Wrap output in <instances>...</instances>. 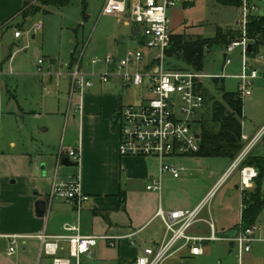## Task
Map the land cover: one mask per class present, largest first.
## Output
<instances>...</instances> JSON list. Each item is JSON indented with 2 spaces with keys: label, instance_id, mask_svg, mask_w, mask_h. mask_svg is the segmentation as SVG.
Here are the masks:
<instances>
[{
  "label": "crops",
  "instance_id": "crops-1",
  "mask_svg": "<svg viewBox=\"0 0 264 264\" xmlns=\"http://www.w3.org/2000/svg\"><path fill=\"white\" fill-rule=\"evenodd\" d=\"M79 1L84 9L83 18L87 21L86 24H90L93 20L92 15L86 13L87 9L93 11L89 1H102L99 20L104 21L105 24L99 30H93L86 34L87 41H85V33L79 35L80 27L74 30L73 39L69 40L71 48L67 53V58H57L54 55L42 57L59 72L71 70L81 56L86 64L91 59L99 57H122L129 49L137 46L143 35L142 27L132 22L129 17L105 16L103 8L106 0ZM199 1L201 0L197 2ZM25 2L26 0H0V46L3 44L6 30L11 27L14 21H23L24 25L33 20L24 21L22 17ZM197 2L177 6L173 9L172 15L175 23L172 26L173 35L177 34L176 30L178 29L181 30L178 32L180 35L181 33L185 34L188 24L184 19V9L194 7ZM252 2L257 4L261 9V14H264V0H252ZM54 9L56 8H45V14L53 13ZM237 10L240 12V8ZM39 24L42 26L40 31L35 28ZM23 25H18L14 32L16 40L23 37ZM43 29L41 21L33 26L36 33L42 32ZM16 32L22 33V36L16 38ZM35 38L36 35L32 37V39ZM25 47L27 46H22L21 49L23 50ZM12 51L13 49L10 57L3 55L0 58V71L4 73H13L12 64L15 53L12 54ZM39 60L36 67H38ZM4 76H1L0 80ZM54 80L61 85L65 84L69 101V107L65 113L66 121L72 117L73 128L76 133L78 132L77 138L70 140L66 147L63 142L56 159L54 157L43 161L41 159L39 165L32 161L29 154L20 158L15 157L14 154L4 155L0 140V264H53V258L43 253L42 241L38 236L42 234L47 236L75 234L67 233L66 226L79 227V234L85 237H120L140 231L139 245L142 248H156L161 244L166 233L164 222L157 217L159 210L165 213L192 212L213 191L216 193L210 204L203 209L199 221L190 228L188 234L193 237L208 238L214 233L221 240L206 242L203 245L204 254H211L210 250L206 251L211 244L221 243L222 254L233 256L230 258L229 264H264V243H254L251 251L242 256L235 245H231L232 240L241 231L243 212L239 168L226 179L229 181L234 173L239 171L238 182L234 185L235 191L239 193L235 194V206H232L228 200L220 203L217 201L220 187L226 183V181L221 183V179L234 162L213 185L207 186V190L195 197H191V194L188 193V188L193 185L192 172L195 167H190L188 172L178 180L169 175L165 176L160 193L147 191L149 180L158 176V164L151 159L120 156L119 130L114 125V118L122 107L121 99L114 94L104 92V86L97 82L96 88L94 86L85 98L84 111L80 115L77 111V99L74 98L70 103L71 79L68 77L58 80L50 78L48 83L52 84ZM123 88L126 93L125 87ZM71 112H73L72 116ZM263 127L258 129L253 137L245 143L241 153L249 148L247 156L253 154L251 149L262 134ZM43 131L46 132L47 129L43 128ZM12 146L15 147V144ZM69 149L81 151V159L77 165L71 159L68 164L72 165L67 163L63 165V159L68 157H64L60 162L61 152ZM202 159L204 158L188 159L184 162L193 161L194 165H197ZM44 161L46 165L40 170V164ZM53 166H56L53 174L52 171L44 172L47 167L48 169L50 167L51 170ZM60 167L65 170H61ZM76 175H80L83 192L89 197L80 212L64 200H49L55 181H68ZM121 194L125 195L124 201ZM40 200L47 202V211L44 217L37 215L36 203ZM206 209L209 210L206 212ZM256 225L264 229V210ZM14 237L18 238V249L16 254L9 256L8 250ZM61 245L64 250L59 253V257L71 259V264H76V260L70 257L69 244L63 242ZM109 249L106 242L100 241L90 257H82L83 264L107 263L108 258L103 254H116L117 264H134L138 254V248L126 240L118 242L114 250ZM176 255H180L182 258L203 256H191L188 250H183Z\"/></svg>",
  "mask_w": 264,
  "mask_h": 264
},
{
  "label": "built area",
  "instance_id": "built-area-1",
  "mask_svg": "<svg viewBox=\"0 0 264 264\" xmlns=\"http://www.w3.org/2000/svg\"><path fill=\"white\" fill-rule=\"evenodd\" d=\"M198 0H106L103 8L105 16L129 17L142 27V38L136 47L129 49L124 56H108L91 59L84 63L82 56L71 70L52 73V65L41 59L38 62L37 75L42 77H68L71 79L70 103L77 99V111L80 115L84 111V101L91 89L98 82L102 86L108 85L118 78L127 85L146 89L148 98L134 105L122 106L114 118V125L119 130V154L122 157L151 159L157 162L159 173L149 180L147 191L160 193L163 179L169 175L175 180L181 179L188 168L184 160H197L200 150V134L196 132L198 115L205 107V97L202 88L204 75L189 70L167 69V51L171 46L173 35L169 11L177 6H185ZM242 19L239 22L243 34L242 40L236 41L226 49L225 65H231V54L237 47L243 48L244 68L238 79L241 82L239 93L242 98L252 95L251 87L256 79L264 73L251 69L246 62L249 55L247 27L252 16L261 15V9L252 0H241ZM42 29L41 24L35 26ZM22 33L16 32L20 38ZM262 58V57H261ZM11 73L0 71V77ZM128 88V89H129ZM48 88L46 87V90ZM126 90V92L128 91ZM48 93L50 90L48 89ZM180 112L186 116L185 120L177 118ZM244 150L234 161L228 172L222 177L221 183L231 175L249 153ZM64 157L73 160L76 165L81 159V151L69 149L61 152L60 162ZM259 174L252 167L240 169V190L243 194L251 190ZM216 191L203 200L192 212L165 213L159 210L157 217L164 222L166 233L163 241L156 248H142L140 231L125 236H92L85 237L79 234V227L66 226L67 233L59 236L42 234L38 238L42 241V251L53 258V264H71V259L59 257L64 250L61 243L69 244L70 257L76 264H83L82 257H90L100 241L108 247L115 248L118 242L126 240L136 246L138 254L134 264H163L168 258L183 250H188L191 256L204 254L203 245L206 242L220 241L214 233L208 238L193 237L188 234L190 228L199 221L203 209L207 207ZM64 200L78 212L89 197L84 194L80 175L68 181H55L50 192L49 200ZM17 237L13 238L8 255L13 256L18 249ZM240 256L248 253L254 243H264V229L253 225L241 230L232 240Z\"/></svg>",
  "mask_w": 264,
  "mask_h": 264
},
{
  "label": "rangeland",
  "instance_id": "rangeland-1",
  "mask_svg": "<svg viewBox=\"0 0 264 264\" xmlns=\"http://www.w3.org/2000/svg\"><path fill=\"white\" fill-rule=\"evenodd\" d=\"M89 2L93 10L87 9L86 12L87 15H92L93 20L90 24H86L87 21L83 18L84 9L81 1L73 0L67 7L54 9L51 14H45V9H43V13L38 14L24 25L23 21L16 20L6 30L3 44L0 46V58L3 55L10 57L12 49V54H15L12 64L13 73L0 80V140L4 155L14 154L15 157L20 158L29 154L32 161L39 165L41 159L42 161L52 157L56 159L62 143L64 142L66 147L70 140L77 138L78 132L76 133L73 128L72 117L66 121L65 113L68 110L69 101L65 84L61 85L56 80L49 84L50 77L37 75L36 65L44 55L67 58V53L71 48L69 40L73 39L74 30L79 27V35L85 33V41H87L86 34L104 26V21L99 20L102 1ZM173 9L169 11L172 26L175 25ZM184 10V19L188 25L185 34L181 33V35H186L191 39H215L219 30H241L239 26L242 19L241 8L239 12L237 7H225L218 0H201L194 7H186ZM38 21H41L44 29L36 33L33 26ZM18 25H23L22 32H24L20 40L14 38ZM176 32L175 35H180L178 32L181 30L178 29ZM34 35L36 38L32 39ZM22 46L27 47L22 50ZM226 49L225 44H215L206 50L203 70L199 72L204 75L201 86L205 88L206 104L198 118L202 117L205 121L211 120L213 105L215 102H222L224 93L237 94L239 92L241 82L237 78L243 73V48L237 47L234 50L230 56L232 64L228 66H225L224 59ZM261 57L263 59H260ZM246 62L251 69L264 73V48L261 47L258 52L249 55ZM165 67L169 70L194 71L179 59H167ZM51 72L58 73L59 71L52 67ZM53 79L58 80L59 78L53 77ZM123 87V83L116 78L104 86V92L118 96L122 106L138 104L150 97L146 89L132 86L125 93ZM251 92V97L243 98L244 134L241 137L243 145L264 126V75L261 74L254 81ZM72 115L73 112H71ZM177 118L185 120L186 116L178 112ZM43 128L47 131H43ZM195 128L196 132L201 134L200 124H196ZM12 144H15V147ZM251 150H253V155L264 157V127ZM231 164L232 162L225 158H205L197 165H194L193 161L184 162L188 169L195 167L192 172L193 185L188 188V193L191 197H195L207 190L209 185H213L220 175L230 168ZM45 165L46 162H42L40 170ZM60 168L65 170L63 167ZM55 170L56 166H53L51 170L47 167L44 172L52 171L53 174ZM238 179L239 171H236L232 178L220 187L217 197L219 203L228 200L232 206H235V194L239 193L235 191L234 185ZM208 210L206 209V212ZM100 245L102 246V243ZM111 249L114 250V248L109 250ZM208 250L211 254H204L198 258H182L180 255H174L163 264H229L230 258L233 257L229 254H222L221 243L211 244L206 251ZM103 256L108 258V262L104 264H117L116 254H103Z\"/></svg>",
  "mask_w": 264,
  "mask_h": 264
},
{
  "label": "trees",
  "instance_id": "trees-1",
  "mask_svg": "<svg viewBox=\"0 0 264 264\" xmlns=\"http://www.w3.org/2000/svg\"><path fill=\"white\" fill-rule=\"evenodd\" d=\"M73 0H26L22 17L24 21L35 18L43 13V9L54 7L62 9L71 4ZM221 5L240 8L241 0H218ZM86 4L84 2V8ZM247 39L252 46L250 54L264 48V14L252 16L247 27ZM243 34L239 29L219 30L215 39H191L186 35H172L171 46L167 51L168 59H179L195 72L203 70L206 50L215 44H225L229 47L232 43L242 40ZM75 62V61H74ZM205 104L206 96L204 91ZM244 101L240 93H224L221 103L215 102L211 120L205 121L202 117L197 121L201 127L200 150L198 158H225L232 163L238 158L244 148L241 137L243 134ZM209 123V124H208ZM252 167L259 176L254 181L251 190L243 194L245 209L242 212L241 230H246L256 225L257 220L264 210V157L250 154L240 165ZM123 201L125 195L121 194Z\"/></svg>",
  "mask_w": 264,
  "mask_h": 264
},
{
  "label": "water",
  "instance_id": "water-1",
  "mask_svg": "<svg viewBox=\"0 0 264 264\" xmlns=\"http://www.w3.org/2000/svg\"><path fill=\"white\" fill-rule=\"evenodd\" d=\"M252 49V46L249 45L248 46V52H250ZM130 86H126L125 87V91L129 88ZM66 163H70V159L69 158H65L63 159V165H66ZM68 165H72V164H68ZM36 210H37V215L39 217H44V215L46 214V211H47V202L46 201H43V200H40L36 203ZM231 245H235L234 243H231Z\"/></svg>",
  "mask_w": 264,
  "mask_h": 264
}]
</instances>
